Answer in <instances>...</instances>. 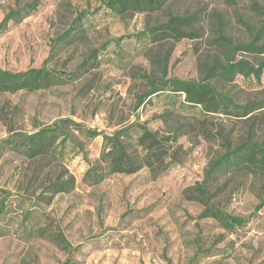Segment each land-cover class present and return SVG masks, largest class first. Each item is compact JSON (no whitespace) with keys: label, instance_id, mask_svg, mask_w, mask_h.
Listing matches in <instances>:
<instances>
[{"label":"rangeland","instance_id":"rangeland-1","mask_svg":"<svg viewBox=\"0 0 264 264\" xmlns=\"http://www.w3.org/2000/svg\"><path fill=\"white\" fill-rule=\"evenodd\" d=\"M103 1L0 0V24L17 5L38 4L20 23L0 29L3 69L21 71L48 60L49 66L71 72L103 41L121 38L72 83L0 93V140L11 130L34 132L63 118L107 132L139 121L161 137H173L166 142L169 156L163 165L114 173L95 185L83 180L88 163L82 154H70L59 164L13 152L0 156V188L14 193L37 198L56 179L75 181L69 192H46L51 202L40 201V218L33 217L48 232L62 233L71 249L24 230L19 216L10 221V233L0 236V264H264V175L237 173L213 187L211 204L248 220L233 232L203 217L205 205L187 195L224 143L264 142V107L241 118L211 113L197 119L189 110L170 108L163 96L147 97L138 106L150 87L148 75L200 80L215 60L224 61L218 34L232 43L250 41L262 23L258 9H264V0H168L161 10L121 16L105 12ZM81 12L93 21L85 23L87 37L52 52L53 40ZM195 13L197 23L185 29L196 33L193 38L149 44L145 52L131 37L170 15ZM235 57L264 60L244 51ZM218 86L240 104L264 100V72L259 81L239 75ZM102 146L101 136L88 140L89 157L98 159Z\"/></svg>","mask_w":264,"mask_h":264},{"label":"trees","instance_id":"trees-1","mask_svg":"<svg viewBox=\"0 0 264 264\" xmlns=\"http://www.w3.org/2000/svg\"><path fill=\"white\" fill-rule=\"evenodd\" d=\"M167 1L104 0L102 8L105 12L121 16L129 12L158 11ZM37 6L36 2L17 5L15 9L7 13L0 24V29L7 26L9 22L20 23ZM258 10L262 23L253 28L255 31L250 41L232 43L223 34H218L219 45L225 54L224 61L215 60L207 67L200 80L148 75L150 87L139 96L138 106L147 97L163 96L170 108L189 110L197 119H205L211 113H223L241 118L263 108L264 100L240 104L218 86V81L232 82L239 75L247 79L253 78L258 81L261 79L264 72V60L254 63L248 59L235 57L238 51L248 52L254 56L264 55V9ZM89 16L87 12L79 13L70 28L53 40L52 52L84 40L89 30L85 23H93ZM198 18L196 13L170 15L166 22L149 26L131 37L138 41L147 52L149 44L168 39L179 41L186 37L193 38L196 33L185 29L196 24ZM120 40L121 38L103 41L90 50L88 56L71 72L49 66L48 60L39 67L21 71H11L0 67V93H17L22 90L37 92L72 83L97 66L99 56L108 48L111 41L119 42ZM120 60L124 62V59ZM214 78H217L216 82L213 81ZM194 110H198L197 114L193 112ZM99 136L103 139V148L99 158L94 160L88 155L86 143ZM169 140H173V137L159 136L158 132L149 128L145 122L133 121L112 132H107L85 126L71 118H63L34 132L11 130L0 140V156L13 152L29 160H38L40 163L46 161L49 164H59L70 154H82L88 163L83 180L89 185H95L114 173L130 174L137 172L142 165L151 168L163 165L169 156V147L166 143ZM223 147L224 151L219 152L210 161L203 180L188 188L187 195L205 205L203 217L215 218L226 231L233 232L236 228L245 225L248 220L234 216L220 206L211 204V198L214 195L213 187L226 177L237 173L264 175V142L243 139L234 145L224 143ZM74 186V179L66 181L56 179L47 185L44 192L37 198L0 188V236L9 234L10 221L20 216V224L24 230L31 228L35 235H45L63 250L69 251L71 245L62 233L48 232L47 228L33 221V217H37V211L42 212L40 201L51 202L52 195L46 192H69ZM25 203L27 206H24ZM17 208L21 209L20 215Z\"/></svg>","mask_w":264,"mask_h":264}]
</instances>
